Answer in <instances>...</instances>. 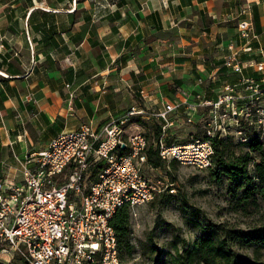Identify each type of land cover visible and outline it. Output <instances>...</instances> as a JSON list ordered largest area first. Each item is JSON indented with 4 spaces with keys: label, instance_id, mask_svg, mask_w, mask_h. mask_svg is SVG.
<instances>
[{
    "label": "crops",
    "instance_id": "0c3cea01",
    "mask_svg": "<svg viewBox=\"0 0 264 264\" xmlns=\"http://www.w3.org/2000/svg\"><path fill=\"white\" fill-rule=\"evenodd\" d=\"M246 6L264 48V0H0V181L81 124L214 102L239 78L224 60Z\"/></svg>",
    "mask_w": 264,
    "mask_h": 264
},
{
    "label": "built area",
    "instance_id": "2783aa9c",
    "mask_svg": "<svg viewBox=\"0 0 264 264\" xmlns=\"http://www.w3.org/2000/svg\"><path fill=\"white\" fill-rule=\"evenodd\" d=\"M251 10L249 6L241 9L236 26L238 44L226 46L224 66L239 74L236 83L226 84L214 102H163L159 110L148 113L163 122L156 146L164 162L200 168L211 165L210 142L192 140L168 146L164 140L166 129L172 125L170 116L183 105L188 121L198 107L219 111L215 119L221 122L218 130L223 136L227 123L239 128L243 121L257 127L264 139V48L255 33ZM245 55L250 60L241 61ZM245 65L252 66L261 79L242 74ZM146 115L142 109L131 108L100 130L91 123L81 124L59 133L43 150L17 160L21 182L0 181L2 263L121 264L112 218L124 206L131 216L139 205L152 202L160 193L159 183L143 173L147 166L146 138L137 132L125 138L130 121ZM234 132L240 141H246L243 129ZM207 134L212 136L210 131ZM98 163L102 166L96 170Z\"/></svg>",
    "mask_w": 264,
    "mask_h": 264
},
{
    "label": "rangeland",
    "instance_id": "374dc122",
    "mask_svg": "<svg viewBox=\"0 0 264 264\" xmlns=\"http://www.w3.org/2000/svg\"><path fill=\"white\" fill-rule=\"evenodd\" d=\"M246 57L242 56V61ZM246 70L250 72L254 68L251 66ZM218 112L212 108L198 107V112L188 121L183 105L181 111L170 116L172 125L166 129L170 130L169 134L164 133L165 142L170 137L171 141L176 140L177 144L184 145L192 140L203 141L208 131L214 135L219 131L218 127L221 124L215 119ZM143 122L151 124L152 121L139 120V117L135 116L125 130V138L137 132L146 138L148 144L151 143L153 134L150 129L144 127ZM160 122L163 125V122ZM228 124L230 123L226 124L227 127L231 126ZM229 128H233L230 130L233 145L245 143L249 139L248 136L260 132L257 127L253 130L244 128L246 141L242 142L234 132L239 128L233 126ZM219 134L221 135L220 131ZM235 150L237 152L242 148L238 146ZM169 164L171 162L165 161L164 168L157 170L149 166L143 168L147 178L159 183L160 193L155 196L154 202L139 205L134 213L129 215L131 240L136 250L130 259H124L123 264H171L169 256L175 254L176 250L181 251L190 247L194 240L201 236L203 230L218 231L220 227H224L228 230L246 232L261 225L259 210L254 207L243 209L237 205L236 195L232 193L226 180L220 176L217 180L208 167ZM237 250L246 259L254 257L250 246ZM261 262H264V257Z\"/></svg>",
    "mask_w": 264,
    "mask_h": 264
},
{
    "label": "trees",
    "instance_id": "16d2710c",
    "mask_svg": "<svg viewBox=\"0 0 264 264\" xmlns=\"http://www.w3.org/2000/svg\"><path fill=\"white\" fill-rule=\"evenodd\" d=\"M245 60H250V56ZM247 75L255 80L261 79V76L254 71L248 72ZM142 124L150 129L154 137L147 148V166L151 169H162L164 161L159 157L156 146L161 136L162 123L155 120L151 124L149 122ZM239 128L253 130L254 126L246 125L241 121ZM231 129L233 130L227 127L226 135L223 137L220 136L219 131L211 137L208 135L203 137L202 140L210 142L213 149L211 165L208 169L217 180L219 176L226 180L232 193L236 195L237 205L243 209L254 207L259 210L261 225L246 232L228 230L224 227H220L218 231L203 230L201 236L194 240L190 247L181 251L176 250L175 254L169 256L171 264H264L261 262L264 257V139L258 133L248 136L249 139L245 143L233 145ZM166 132L169 134L170 130ZM170 141L169 137L166 140L168 146L178 145L177 141ZM238 146L242 150L236 152ZM121 151L124 153L123 149ZM176 163L178 162L171 161L169 165ZM101 166L102 163H98L96 170ZM129 220V209L125 206L118 210L111 220L121 264L125 258L130 259L136 250L131 240ZM247 246L252 247L253 259H246L238 253L237 249ZM0 264L4 263L0 261Z\"/></svg>",
    "mask_w": 264,
    "mask_h": 264
}]
</instances>
